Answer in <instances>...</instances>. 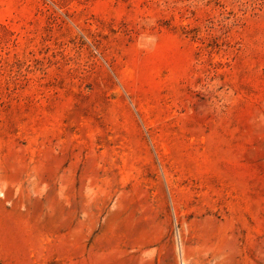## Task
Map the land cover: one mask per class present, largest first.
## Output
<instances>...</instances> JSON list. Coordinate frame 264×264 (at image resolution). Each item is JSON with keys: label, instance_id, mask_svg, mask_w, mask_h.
<instances>
[{"label": "rangeland", "instance_id": "rangeland-1", "mask_svg": "<svg viewBox=\"0 0 264 264\" xmlns=\"http://www.w3.org/2000/svg\"><path fill=\"white\" fill-rule=\"evenodd\" d=\"M0 264H264V0H0Z\"/></svg>", "mask_w": 264, "mask_h": 264}]
</instances>
